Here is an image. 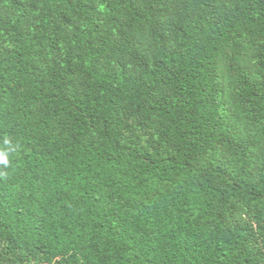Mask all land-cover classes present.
Here are the masks:
<instances>
[{
	"label": "trees",
	"instance_id": "16d2710c",
	"mask_svg": "<svg viewBox=\"0 0 264 264\" xmlns=\"http://www.w3.org/2000/svg\"><path fill=\"white\" fill-rule=\"evenodd\" d=\"M0 264H264V0H0Z\"/></svg>",
	"mask_w": 264,
	"mask_h": 264
},
{
	"label": "clouds",
	"instance_id": "9594fccd",
	"mask_svg": "<svg viewBox=\"0 0 264 264\" xmlns=\"http://www.w3.org/2000/svg\"><path fill=\"white\" fill-rule=\"evenodd\" d=\"M8 163L9 161L5 156H0V164L7 165Z\"/></svg>",
	"mask_w": 264,
	"mask_h": 264
}]
</instances>
